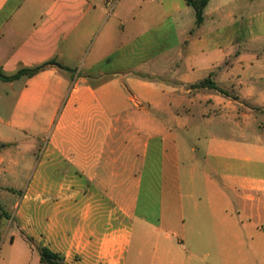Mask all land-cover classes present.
<instances>
[{
    "label": "crops",
    "instance_id": "0c3cea01",
    "mask_svg": "<svg viewBox=\"0 0 264 264\" xmlns=\"http://www.w3.org/2000/svg\"><path fill=\"white\" fill-rule=\"evenodd\" d=\"M114 1L0 0L7 75L75 71L0 81L1 143L51 130L14 213L0 203V264L34 243L64 264H264V0H210L199 27L187 0ZM185 213L199 250L180 256Z\"/></svg>",
    "mask_w": 264,
    "mask_h": 264
},
{
    "label": "rangeland",
    "instance_id": "374dc122",
    "mask_svg": "<svg viewBox=\"0 0 264 264\" xmlns=\"http://www.w3.org/2000/svg\"><path fill=\"white\" fill-rule=\"evenodd\" d=\"M181 0H164L163 3L166 6H169L170 8H177L179 6ZM116 0L112 3L114 4ZM192 10V9H191ZM230 63V61L228 62ZM95 79V78H94ZM208 79V78H207ZM212 81L213 79L210 78ZM202 82V81H201ZM200 82V83H201ZM5 114L8 115L9 113V108L4 106V109H2ZM7 129L9 130V141L8 142H3L0 141L1 144H6L7 146L4 147L3 149H0V152L3 155V158L7 160V162L13 158L14 160H18L19 164L16 166V172H6L2 170V167L0 166V203L6 207L7 211L10 212V214H13V200L16 202L17 200H21L24 194L27 191V186L31 182L32 179H35V175L37 176V170H41V164L43 161V153L45 148L49 144V139L51 135V130H46L45 125H37V130L35 131V134L29 131L28 129H22V132L20 134H15L14 129L8 127L6 125ZM47 131V132H45ZM1 135V133H0ZM29 150L31 151L30 153ZM33 154V155H32ZM199 156H202L201 153L198 154ZM12 156V157H11ZM185 161L180 163V175H178V179L180 181H188L191 178L190 173L187 171V165H188V160L186 157L184 158ZM33 160V161H32ZM28 161H31V164H33V169L32 171H23V167L27 165ZM246 173L245 176H249L250 178L254 177V173L252 172V169L250 170V167L245 169ZM55 175L52 178H56V176H59V173H54ZM50 176V173H48ZM164 179L165 181H170L173 180V173L172 172H165L164 173ZM3 181V182H2ZM9 183V184H8ZM13 185V186H12ZM15 197H14V196ZM0 204V207L5 210V208ZM185 226L184 232H185V248L186 251L181 250L180 256H186L188 252H194L198 253V246H199V241L200 237L193 235L189 227L187 226L188 224V219H187V214L185 213ZM179 223L177 222L176 224H173L170 222V220H166L165 226L167 228H172L173 231H176L180 234V237L182 236V233H180L181 229H178ZM6 227V225H5ZM165 227V228H166ZM5 230H3L0 233V250L3 246V242L5 240ZM245 240L247 243L250 242L251 239L249 237L245 236ZM35 257L32 262V264H43L39 260V252L37 250H40V246L38 244H35ZM194 250V251H193ZM174 252V249H173ZM177 252V251H176ZM200 253V252H199ZM132 254H138V251L135 250V245L133 244L132 248Z\"/></svg>",
    "mask_w": 264,
    "mask_h": 264
},
{
    "label": "trees",
    "instance_id": "16d2710c",
    "mask_svg": "<svg viewBox=\"0 0 264 264\" xmlns=\"http://www.w3.org/2000/svg\"><path fill=\"white\" fill-rule=\"evenodd\" d=\"M209 2L210 0H187V4L193 7L195 10L197 27L201 26L204 21V11L207 5L209 4ZM50 67H56L67 72H72V73L75 72L65 67L61 63H59L56 59H53L35 67L21 68L12 75H7L0 68V81L9 83V82L17 81L22 77H33ZM206 87L220 90L210 78L205 79L201 83L194 85V88H206ZM6 146H7L6 144H1L0 149H3ZM0 212H2L5 217H8V214L3 212L2 207H0ZM39 252H40V261L43 264H64L63 259L58 254L54 253L47 247H41Z\"/></svg>",
    "mask_w": 264,
    "mask_h": 264
}]
</instances>
